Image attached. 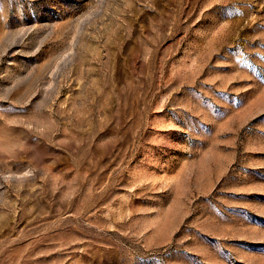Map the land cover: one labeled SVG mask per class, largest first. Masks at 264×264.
<instances>
[{
    "label": "rangeland",
    "instance_id": "1",
    "mask_svg": "<svg viewBox=\"0 0 264 264\" xmlns=\"http://www.w3.org/2000/svg\"><path fill=\"white\" fill-rule=\"evenodd\" d=\"M0 264H264V0H0Z\"/></svg>",
    "mask_w": 264,
    "mask_h": 264
}]
</instances>
